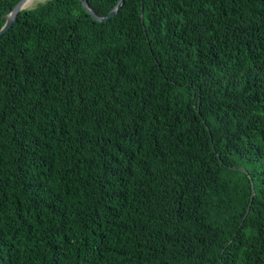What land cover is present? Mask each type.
Segmentation results:
<instances>
[{
    "label": "trees",
    "instance_id": "16d2710c",
    "mask_svg": "<svg viewBox=\"0 0 264 264\" xmlns=\"http://www.w3.org/2000/svg\"><path fill=\"white\" fill-rule=\"evenodd\" d=\"M0 264H264V0L23 9L0 37Z\"/></svg>",
    "mask_w": 264,
    "mask_h": 264
},
{
    "label": "water",
    "instance_id": "95a60500",
    "mask_svg": "<svg viewBox=\"0 0 264 264\" xmlns=\"http://www.w3.org/2000/svg\"><path fill=\"white\" fill-rule=\"evenodd\" d=\"M28 0H19L18 3H16V5L9 11V13L6 16V22L5 24L1 27L0 29V37L2 35H4L14 24V22L16 21V19L18 18L19 13L27 8L28 6H26ZM82 4L84 5V7L89 11V13L96 18L99 21H106L110 18H112L113 16H115L117 14V12L119 11V9L121 8L124 0H118V3L116 4V6L110 11V13L107 16H101L99 14H97L89 5L88 0H81Z\"/></svg>",
    "mask_w": 264,
    "mask_h": 264
},
{
    "label": "rangeland",
    "instance_id": "374dc122",
    "mask_svg": "<svg viewBox=\"0 0 264 264\" xmlns=\"http://www.w3.org/2000/svg\"><path fill=\"white\" fill-rule=\"evenodd\" d=\"M39 1H42V0H34L31 3L26 4V6H28V7L33 6V5H35Z\"/></svg>",
    "mask_w": 264,
    "mask_h": 264
},
{
    "label": "bare ground",
    "instance_id": "6f19581e",
    "mask_svg": "<svg viewBox=\"0 0 264 264\" xmlns=\"http://www.w3.org/2000/svg\"><path fill=\"white\" fill-rule=\"evenodd\" d=\"M32 1H34V0H28L26 4L31 3Z\"/></svg>",
    "mask_w": 264,
    "mask_h": 264
}]
</instances>
